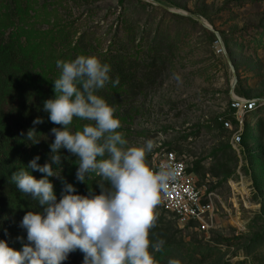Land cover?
<instances>
[{
	"label": "rangeland",
	"instance_id": "374dc122",
	"mask_svg": "<svg viewBox=\"0 0 264 264\" xmlns=\"http://www.w3.org/2000/svg\"><path fill=\"white\" fill-rule=\"evenodd\" d=\"M157 1L161 5L155 0H0V107L31 103L30 129L52 142L51 129L60 126L48 120L43 102L55 95L57 60L84 55L103 62L121 53L137 71L155 65L140 90L108 84L98 95H118L113 107L127 147L153 141L146 157L150 168L164 152L176 153L212 213L201 222L181 224L159 204L149 239L165 243L152 254L163 264H264V105L248 114L240 129L231 114L234 100H264V0ZM37 117L44 123L34 126ZM223 120L234 123L225 128ZM83 123L74 119L70 127L79 131ZM60 151L69 157L62 160L63 182L78 194L88 195L94 182H102L94 173L86 184L78 182V160ZM49 153L50 148L35 154L38 164ZM49 179L59 200L63 182ZM20 238L9 247L19 251L27 243L26 235ZM82 260L77 251L63 264Z\"/></svg>",
	"mask_w": 264,
	"mask_h": 264
},
{
	"label": "clouds",
	"instance_id": "9594fccd",
	"mask_svg": "<svg viewBox=\"0 0 264 264\" xmlns=\"http://www.w3.org/2000/svg\"><path fill=\"white\" fill-rule=\"evenodd\" d=\"M56 67L60 75L53 81L55 95L43 102L48 120L60 126L51 129L54 140L48 160L40 165L37 155L10 177L41 211H27L20 221L27 243L19 251L0 240V264H63L77 251L83 254L82 264H157L152 253L162 251L165 241L151 242L149 231L158 219L155 209L161 193L176 178L175 168L166 163L153 170L147 165L146 157L155 147L151 140L141 147H127L118 131L122 125L116 109L97 94L108 84L113 88L120 84L118 77L111 78L110 65L81 55L57 60ZM74 119L87 123L73 131ZM42 123V117L33 120L34 126ZM36 133L35 127L28 130L27 145L40 143L43 138ZM61 149L78 160V182L85 183L93 173L101 178L99 194L89 190L88 195H80L72 184L63 182L62 160L69 157L62 156ZM34 171L43 174L41 178H35ZM50 177L63 182L59 200Z\"/></svg>",
	"mask_w": 264,
	"mask_h": 264
},
{
	"label": "trees",
	"instance_id": "16d2710c",
	"mask_svg": "<svg viewBox=\"0 0 264 264\" xmlns=\"http://www.w3.org/2000/svg\"><path fill=\"white\" fill-rule=\"evenodd\" d=\"M155 3L161 5V2L157 0H155ZM126 40L129 41V39ZM121 44L122 41H118V45ZM223 50L221 51V56L225 53L224 45ZM102 63L110 65L112 69L111 78L115 79L118 77L120 80L118 86H122L129 91L140 90L143 82L148 81L149 77L153 75V69L155 68V65L152 64L150 69L140 68L137 71L136 66H134L135 62H126L125 57L121 56V53L104 59ZM137 73L140 79L136 76ZM101 97L112 107L120 102L118 95L114 93H106ZM233 112L234 110L231 109V114ZM33 115V105L28 102H22L15 107L9 104L0 107V240L6 241L8 246L18 237L26 235V231L19 227L20 221L26 212L41 211L40 206L35 201H32L30 197L20 193L10 180L11 175L15 171L33 159L35 154L47 150L51 143L46 134L36 133L38 137L43 138L40 143L35 145L26 144L25 136L30 130ZM221 122L223 125L225 120ZM229 122L234 123L233 120ZM97 184L100 183L94 182L91 186V190L95 194L100 193ZM155 259L157 264H163L159 263L156 257Z\"/></svg>",
	"mask_w": 264,
	"mask_h": 264
},
{
	"label": "built area",
	"instance_id": "2783aa9c",
	"mask_svg": "<svg viewBox=\"0 0 264 264\" xmlns=\"http://www.w3.org/2000/svg\"><path fill=\"white\" fill-rule=\"evenodd\" d=\"M263 105L264 100L232 101L233 118L238 128L243 127L248 114L253 113ZM223 126L230 128V122L225 121ZM234 138L233 141L238 144L240 136L237 135ZM166 163L175 168L176 178L170 182L167 192L161 193V210L175 217L181 224L190 221H203L206 216L212 213V205L210 202L202 200L193 174L188 173L184 162L172 151L164 152L162 160L152 169L158 170Z\"/></svg>",
	"mask_w": 264,
	"mask_h": 264
}]
</instances>
